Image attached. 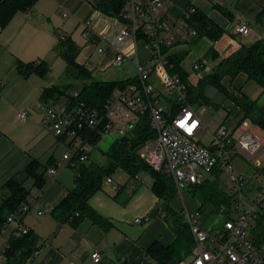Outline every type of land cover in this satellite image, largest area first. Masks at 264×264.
Returning <instances> with one entry per match:
<instances>
[{"label": "built area", "instance_id": "obj_1", "mask_svg": "<svg viewBox=\"0 0 264 264\" xmlns=\"http://www.w3.org/2000/svg\"><path fill=\"white\" fill-rule=\"evenodd\" d=\"M169 4L170 0H124L123 14L116 19L120 29L108 50L115 52L112 61L115 68L130 61L136 75L121 80L128 83L116 88L101 109L68 97L64 103L57 99L41 101L38 108L42 123L64 141L67 150L63 158L73 168L77 163L91 161V148L96 147L92 143L94 137L113 134L117 140L126 137L129 141L128 135L148 117L155 138L141 158L153 170L171 178L180 195L185 187L213 180L215 173L229 174L227 193L234 200L233 211L232 218L225 221L222 228L212 232L200 223L198 213L186 208L180 212L189 225L193 246L190 255L179 264H264V242L258 243L253 233L257 221L264 215V166L256 159L264 150V141L257 127L245 121L239 125L238 138L222 126L209 147L200 143L207 129L194 104L190 103L188 79L176 72L172 62V57L184 51L198 36L189 25L197 8L189 6L180 18H172ZM32 15L28 10L27 16L32 18ZM250 28L249 21H240L234 26L233 34L247 36ZM84 37L99 42L91 32H86ZM140 45L144 46L143 57ZM104 51L105 48H99L100 53ZM193 69L200 72L203 64H195ZM73 97L77 99L78 94ZM28 117L27 112L19 115L21 121ZM239 155L248 160L256 159L253 177L238 172L234 159ZM48 171L53 176L57 174L54 167ZM106 182L115 191L119 189L112 178H107ZM22 210L27 212L29 207L25 205ZM15 221L13 215L9 216L8 225ZM143 221L136 220L140 224ZM5 230H0V236L4 237ZM28 232L29 229L20 224L12 236L19 238ZM8 248L9 241L0 247V264H5ZM92 259L100 262L98 250L92 254Z\"/></svg>", "mask_w": 264, "mask_h": 264}, {"label": "crops", "instance_id": "obj_2", "mask_svg": "<svg viewBox=\"0 0 264 264\" xmlns=\"http://www.w3.org/2000/svg\"><path fill=\"white\" fill-rule=\"evenodd\" d=\"M101 1L37 0L32 9H28L32 11V18L27 16L28 10L18 11L8 25L0 26V191L3 190L0 205L10 195L4 187L10 179L22 183L32 191L29 211L24 213L22 222L15 221L10 225L6 223L4 227L11 229L12 237L14 230L22 223L40 239V249L26 264H156L147 256V248L155 241L169 245L175 239L164 218L166 203L154 194V179L148 172H141L135 178H130L127 191L125 186L115 181L119 185L115 195L106 193L102 188L91 198L89 204L92 209L113 223L108 231L89 220L83 221L77 228L70 224L60 225L52 216L54 208L68 192L75 189V172L63 158L66 149L60 150L64 141L56 138L42 123L40 113L34 111L31 114L29 110L34 100L44 99L46 89L56 87L48 85L47 77L52 69L65 61L55 50L60 39L76 42L86 32L96 35L99 42L104 39L112 42L116 39L120 25L115 18L107 17L97 10ZM197 1L201 0H170V16L180 18L189 6L199 9ZM210 1L213 8L219 6L229 13L227 15L231 21L214 15L216 11L207 14L225 32L235 36L234 26L240 21H249L251 28L247 36L252 32L253 36H249L242 46H250L256 42L251 37L256 36L253 31L255 25L264 21L258 19L264 8V0L262 4L246 0L244 9L236 8V12L226 9L230 0ZM219 11L222 12L220 9ZM263 34L262 32L258 40L264 39ZM108 52L111 58L108 61H113L115 52ZM41 61L49 66V72L44 77L36 73L24 76L18 69L19 63ZM77 61L94 72L86 64L78 59ZM235 82L238 87L243 86L245 94L259 103L264 92L256 83L258 88L250 86L249 82L252 81H248L245 75L238 76ZM24 112H29L31 116L26 121H21L19 115ZM256 130L264 133L259 128ZM35 160L41 165L39 173H43V168H48L50 164L57 171L56 176L48 170L45 172L46 185L42 191L33 187L34 182L26 172L30 163ZM234 161L239 173L243 174L240 170L248 164L247 166L254 168V176L256 169L250 164L252 160L239 155ZM111 178L113 179V175ZM29 180H32L31 187L26 186ZM209 207L212 213L213 208ZM40 211L43 212L42 215L38 214ZM195 213L199 214L198 220L204 225L206 222L200 216L202 211ZM146 218L148 221H145ZM138 219L144 220L143 223H137ZM96 250L101 254L99 263L92 259Z\"/></svg>", "mask_w": 264, "mask_h": 264}, {"label": "trees", "instance_id": "obj_3", "mask_svg": "<svg viewBox=\"0 0 264 264\" xmlns=\"http://www.w3.org/2000/svg\"><path fill=\"white\" fill-rule=\"evenodd\" d=\"M36 1L0 0V26L8 25L18 11L32 9ZM216 7L223 11L219 6ZM97 10L107 17L120 19L124 11V0H102L97 6ZM258 19L264 20V8ZM189 25L198 33L193 42L207 38L216 43L225 33L218 23L199 9H196V13L191 16ZM55 50L67 64V75H75L84 80L83 87L77 92V99L73 95H67L74 102L101 109L116 88L124 87L128 83L126 81L94 80L93 71L78 63L80 49L70 39H60ZM211 51L213 58L218 57L216 51L210 49L209 53ZM187 55V51H182L172 57V62L176 65V72L185 80L188 79V76L182 63ZM18 69L24 76L36 73L44 77L49 72V66L42 61L19 63ZM240 75H245L248 81L256 83L264 92V39L258 40L250 46H242L227 58L222 59L212 74L201 76L198 88L189 85L190 103L194 105L198 102L205 103L203 85L211 83L243 112L241 123L248 121L252 126L264 131V106L245 93L232 94L223 83L225 79H229L232 85V82ZM67 89L68 87L48 88L45 91L44 99L66 95ZM135 134L136 136L130 138L127 143L116 140L111 145L105 153L108 158V166H101L91 161L77 163L73 167L76 187L68 192L61 203L54 208L52 216L60 225L70 224L73 228H77L83 221L89 220L104 231H108L113 223L92 209L89 204L91 198L102 190L104 181L111 178L118 169L127 173L130 178H135L141 172H148L154 179V194L166 203L164 218L174 233L175 239L169 245H164L159 241L153 242L147 248L146 254L156 264H179L190 255L193 237L182 214L176 213L171 206L172 200L178 193L177 187L171 178L163 172L153 170L140 157L139 149L148 140L155 138L148 117H144L143 123L138 126V131ZM101 139V137H94L93 145L97 146ZM51 165L48 168L44 167L43 173H39L40 163L36 160L30 163L26 172L28 178L33 180L35 189L42 191L45 188V172ZM221 182V173H215L213 180H208L202 185L189 186L188 189L190 194L197 198L201 204L199 212L209 205L213 208V214L221 215L227 221L232 218L234 200L227 193V189L222 188ZM4 187L10 192V195L0 205V230L8 223L9 216L13 215L16 221L22 222L25 213L22 209L25 205L29 207L32 194L31 190L14 179L7 181ZM253 233L258 243L264 242V215L257 221ZM40 246V239L31 230L19 238L12 236L9 240L5 264H26L32 255L40 249Z\"/></svg>", "mask_w": 264, "mask_h": 264}, {"label": "rangeland", "instance_id": "obj_4", "mask_svg": "<svg viewBox=\"0 0 264 264\" xmlns=\"http://www.w3.org/2000/svg\"><path fill=\"white\" fill-rule=\"evenodd\" d=\"M194 1V0H191ZM215 1V0H214ZM255 2L256 4H262L263 0H250ZM216 2V1H215ZM210 0H201L196 2V6L205 14L211 13V11H216L214 15L223 16L227 20H229L228 12L224 9L222 12L219 11L217 8H213V3ZM233 5V6H232ZM245 5H247L246 0H230L228 4L225 6L227 10L236 12V8L238 10H243ZM231 7V8H230ZM178 18V17H177ZM231 21V20H229ZM264 22V21H263ZM259 23L255 25L253 31H255L256 36L251 39H255L258 41L260 39V35L264 33V23ZM120 25V23L118 22ZM227 32V31H226ZM224 33V35L220 38L218 43L211 42L207 38L199 39L195 42H190L184 51L188 52L187 57L183 61L182 65L187 73L188 82L190 85L195 86L196 88L199 87V81L202 74H212L219 64V62L231 55L240 45L242 46L245 44V40L249 36H253V32L249 36H232L229 32ZM264 35V34H263ZM264 38V37H263ZM74 42L78 48L80 49V54L78 56V60L83 64H86L89 68L93 69V79L99 81H121L136 75V69L134 65L130 61H126L121 68H115L112 65V61H108L111 59L109 57V41L104 39L101 42L94 43L90 38H85L84 36H79L77 40ZM253 41V40H251ZM99 48H105L106 51L103 53L99 52ZM210 49L216 51L218 53V57L213 58L212 51L209 53ZM139 51L141 56L143 57L144 46H139ZM132 57V56H131ZM203 64V69L200 72H196L193 69L195 64ZM62 65L56 66L52 71L49 73L47 77L48 85H55L56 87H68L67 94L62 95L61 97H53V98H46L42 99L41 101H48L50 99L58 100L61 103H64L67 95H74L83 87L84 80L81 78H77L75 75H67L66 62H62ZM224 85L229 89V91L234 95H239L241 93H245L243 86H237L236 82H232L229 79H225L223 81ZM255 88H258L254 82H249ZM237 87V88H236ZM204 96L206 98V102L204 103H197L195 104V109L198 111L201 120L203 121L207 133L200 141V143L205 146L209 147L213 141L214 134L222 127L226 126L230 131H233V136L238 138L241 135V131L239 130V123H241L243 119L242 112L239 108L235 107L232 100L228 99L224 93H222L216 86L212 85L211 83H205L203 85ZM39 100L33 101V106L29 110L31 114L34 111H37L41 114L38 106L41 102ZM259 104H264V93L259 98ZM28 112V113H29ZM31 116V115H30ZM29 116V117H30ZM42 117V115H41ZM235 128V129H234ZM138 128L135 129L134 133L129 134V138H134L136 136V132ZM260 137L264 141V133L260 130H257ZM117 140V137L113 134L106 135L101 139L96 147L91 148V161L101 165V166H108V158L106 157L105 153L109 150L111 145ZM151 145V140H148L140 149L139 154L140 157L147 153L149 147ZM67 150L65 145L61 146L60 150ZM260 162L264 164V151L256 158ZM255 158L250 162V164L255 165ZM241 168V172L244 174L245 177H253L254 168L251 166H247ZM114 182H119L122 186L126 187V191L128 190V186H130L131 180L130 176L123 172L121 169H118L113 174ZM229 180V174L227 172L221 174V186L224 189H227V182ZM116 183V182H115ZM32 180H29L26 183L27 187H31ZM103 190L110 194L115 195L116 191H114L112 185L108 184L106 180L103 184ZM2 189L0 194L2 193ZM189 210L191 213H195L199 210L201 204L197 198H194L188 188L183 189V197L179 193L176 194L174 199L171 202V206L176 213H180L183 208ZM201 220H205L204 227L206 229L212 230V232L217 231L219 228H222L225 224V218L221 215L213 214L210 212V207L206 205L202 210ZM47 214V213H46ZM46 216V215H45ZM31 223V222H30ZM30 225V224H29ZM249 236H251V232L249 231ZM11 239V229L7 228L5 230V236H0V247L4 246L7 241Z\"/></svg>", "mask_w": 264, "mask_h": 264}, {"label": "water", "instance_id": "obj_5", "mask_svg": "<svg viewBox=\"0 0 264 264\" xmlns=\"http://www.w3.org/2000/svg\"><path fill=\"white\" fill-rule=\"evenodd\" d=\"M203 75H204V74H203ZM120 142H121V143H127V142H128V138H126V137H125V138H121V139H120Z\"/></svg>", "mask_w": 264, "mask_h": 264}]
</instances>
